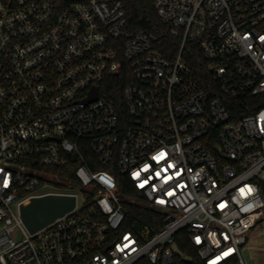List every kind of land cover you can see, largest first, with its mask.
<instances>
[{
  "label": "built area",
  "instance_id": "1",
  "mask_svg": "<svg viewBox=\"0 0 264 264\" xmlns=\"http://www.w3.org/2000/svg\"><path fill=\"white\" fill-rule=\"evenodd\" d=\"M140 1L159 33L130 29L123 0H0V264H173L179 234L200 264H245L264 221V0ZM190 45L254 112L207 97ZM71 160L77 186L52 171ZM45 195L75 207L29 234L19 206Z\"/></svg>",
  "mask_w": 264,
  "mask_h": 264
},
{
  "label": "trees",
  "instance_id": "2",
  "mask_svg": "<svg viewBox=\"0 0 264 264\" xmlns=\"http://www.w3.org/2000/svg\"><path fill=\"white\" fill-rule=\"evenodd\" d=\"M61 4L66 3H75V2H83L86 0H59ZM110 1V0H107ZM123 9L126 15V19L128 22V26L130 29L133 30H143L147 33L157 34L162 29L163 24L157 18L156 13L154 11L153 6L149 2H144L140 0H123L122 2ZM163 46L164 50H175L172 42L166 41L160 44L159 47ZM191 53L187 55L186 61L188 64L194 69L195 74L197 76L198 84L200 88L205 92L208 98H212L215 96H221L224 100V105L226 110L230 114L232 120L238 119L243 115L252 113L256 110V104L258 102V98L254 97H246V98H233L230 96H223L220 90V86L213 75L209 72L206 62L200 55V51L198 50L196 45H190ZM161 52L164 53L163 49ZM114 79L109 81L108 86V97L114 103L120 101L122 97V90L126 83L125 75H120ZM84 156L86 159H91L92 154L88 151H84ZM79 163L74 160H71V163L60 169L52 170L54 173H57L61 176L64 180H69L75 186H77L76 178L74 172L78 167ZM117 184H118V192L120 195L124 197L133 196V193L130 189L127 179L124 176L117 177ZM129 212L137 215L138 217H142L151 226L158 230L153 223L151 217L146 216V212L141 211L139 209H134L131 207H127ZM176 246L179 252L184 256L188 257L192 260L190 264H200L198 260L195 258L194 252L188 247V244L182 234H179L176 237ZM173 264H188L182 262L179 258H175ZM234 264V263H231Z\"/></svg>",
  "mask_w": 264,
  "mask_h": 264
},
{
  "label": "water",
  "instance_id": "3",
  "mask_svg": "<svg viewBox=\"0 0 264 264\" xmlns=\"http://www.w3.org/2000/svg\"><path fill=\"white\" fill-rule=\"evenodd\" d=\"M93 95L94 97L96 96L94 89ZM75 203V197L69 195H45L34 197L29 199L26 204H21L19 206V215L28 233L34 234L71 212L75 207ZM172 248L174 255L182 262L191 263V259L184 257L179 252L176 245H173Z\"/></svg>",
  "mask_w": 264,
  "mask_h": 264
},
{
  "label": "rangeland",
  "instance_id": "4",
  "mask_svg": "<svg viewBox=\"0 0 264 264\" xmlns=\"http://www.w3.org/2000/svg\"><path fill=\"white\" fill-rule=\"evenodd\" d=\"M72 185V183H71ZM79 204L82 203L81 194H79ZM264 229V221L259 223L251 232L247 243L240 249L241 257L245 264H264V233L260 230ZM14 241H20L23 238L19 228H15L11 233Z\"/></svg>",
  "mask_w": 264,
  "mask_h": 264
}]
</instances>
